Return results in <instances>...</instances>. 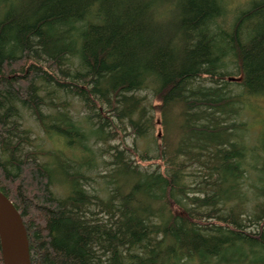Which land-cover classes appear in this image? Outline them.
<instances>
[{"label":"trees","instance_id":"16d2710c","mask_svg":"<svg viewBox=\"0 0 264 264\" xmlns=\"http://www.w3.org/2000/svg\"><path fill=\"white\" fill-rule=\"evenodd\" d=\"M0 10V190L31 264H264V138L251 149L241 138L231 88L264 97V0L230 27L224 0H0ZM70 98L85 116H72ZM24 110L80 160L27 151ZM157 125L154 155L111 144ZM105 154L98 191L81 170Z\"/></svg>","mask_w":264,"mask_h":264},{"label":"rangeland","instance_id":"374dc122","mask_svg":"<svg viewBox=\"0 0 264 264\" xmlns=\"http://www.w3.org/2000/svg\"><path fill=\"white\" fill-rule=\"evenodd\" d=\"M260 0H224L225 5L227 6V16L225 20L222 22L225 23L226 27H230L231 24H234L237 20V17L244 12L245 10L249 9L250 5ZM2 15V10H0V17ZM234 73L237 74L238 72L234 69ZM234 82V81H233ZM234 84H237V82H234ZM233 92L235 94L240 95L239 96V110L240 115L237 120L240 127L242 128L241 132L239 133L241 135V138H245L243 141L248 145V148L251 149L252 147H256L259 143L260 138H264V97L260 96H249L247 95L239 86L234 85L231 86ZM142 96H147L150 101H154V98L152 97V94L146 90L142 92ZM71 99V98H70ZM64 97H60L57 101L61 102L64 101ZM153 103L158 104L157 101H154ZM150 111H153L150 109ZM70 112L72 116H74L77 119H80L81 117L85 116L86 112L85 109L77 99H71V107ZM155 114V112H153ZM156 122H160L161 116L156 113ZM22 124L23 127L29 131H31V143L32 146L26 147L27 151H37L39 154V159L41 162L52 164V160L50 157L43 155L44 152H56L63 154L67 159L69 160H80L81 153L78 150H72L70 147H68V144L66 142L65 138L56 136L54 134H47L39 124V122L36 120V118L33 116L32 112L28 110L23 111L22 116ZM120 129H123V127H120ZM123 131V132H122ZM121 136H119V139L116 141H113L111 144L114 146H119L120 149L123 148L122 146V140L124 139L125 143L130 147H135L140 153L149 152L151 155L155 154V138L163 133V129L160 125H157L155 129L152 131V133L144 139H139L136 136H134L129 129L128 131L122 130ZM129 134V135H127ZM123 135V138H122ZM109 144H99L96 148H108ZM40 152H43L40 154ZM251 154V152H250ZM71 160V161H72ZM110 155L105 154L103 156L98 157L96 160L97 169L94 171H88L86 167L82 168V172H85L87 174H90L92 178L96 179V183H92L94 188L100 191V188L103 186L102 182L103 179H100L98 175H104L109 172L110 167L106 168V162H109ZM53 165V164H52ZM148 165V164H146ZM55 167V166H53ZM76 167V165H75ZM77 168V167H76ZM74 170V169H73ZM71 170V172H73ZM53 191L56 194L58 198L65 197L68 193V188L65 184H63L62 181H60L59 176L57 175L53 182ZM253 203H250L249 206H252Z\"/></svg>","mask_w":264,"mask_h":264},{"label":"water","instance_id":"95a60500","mask_svg":"<svg viewBox=\"0 0 264 264\" xmlns=\"http://www.w3.org/2000/svg\"><path fill=\"white\" fill-rule=\"evenodd\" d=\"M0 249L4 264H31L29 238L22 217L1 190Z\"/></svg>","mask_w":264,"mask_h":264}]
</instances>
